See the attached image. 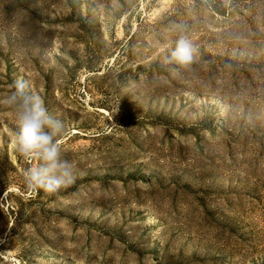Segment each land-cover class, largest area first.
<instances>
[{"label": "rangeland", "instance_id": "1", "mask_svg": "<svg viewBox=\"0 0 264 264\" xmlns=\"http://www.w3.org/2000/svg\"><path fill=\"white\" fill-rule=\"evenodd\" d=\"M16 79L64 124L55 193L24 185ZM0 264H264V0H0Z\"/></svg>", "mask_w": 264, "mask_h": 264}, {"label": "clouds", "instance_id": "2", "mask_svg": "<svg viewBox=\"0 0 264 264\" xmlns=\"http://www.w3.org/2000/svg\"><path fill=\"white\" fill-rule=\"evenodd\" d=\"M197 47L187 35L181 34L164 55V65L187 67L195 60ZM4 103L14 113L16 128L13 147L16 153L39 163L27 168L23 182L28 190L55 193L76 180L73 164L62 158L59 137L65 128L46 108L43 98L30 91L25 79H16Z\"/></svg>", "mask_w": 264, "mask_h": 264}]
</instances>
